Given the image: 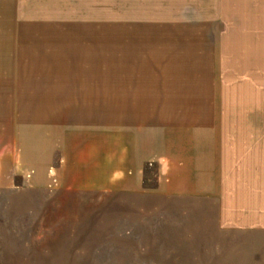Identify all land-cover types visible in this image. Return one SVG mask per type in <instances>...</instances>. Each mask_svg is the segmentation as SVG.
<instances>
[{
    "label": "rangeland",
    "instance_id": "374dc122",
    "mask_svg": "<svg viewBox=\"0 0 264 264\" xmlns=\"http://www.w3.org/2000/svg\"><path fill=\"white\" fill-rule=\"evenodd\" d=\"M133 91L200 95L232 198L62 184ZM0 264H264V0H0Z\"/></svg>",
    "mask_w": 264,
    "mask_h": 264
},
{
    "label": "crops",
    "instance_id": "0c3cea01",
    "mask_svg": "<svg viewBox=\"0 0 264 264\" xmlns=\"http://www.w3.org/2000/svg\"><path fill=\"white\" fill-rule=\"evenodd\" d=\"M171 32L173 37L165 42L167 49L174 47L176 32ZM157 33L165 34L163 30ZM180 34L183 35L180 32L176 34L178 38ZM184 34H187L184 36L187 37L188 44H196L195 36H200L199 31ZM199 39L198 42H201V37ZM132 40L130 37L131 42ZM159 42L163 43L162 40ZM130 45L131 49H142L140 46L136 48L131 43ZM197 94L182 92L180 97L166 91H133L128 102V116L116 117V128L112 131L89 130L83 137L87 139L84 145L77 141L76 145L70 146L68 137L64 138L62 149L66 163L61 168V176L65 181L62 184L98 191L131 186L139 193L145 192L142 187L143 177L146 165L151 162L158 173L156 193L176 197L195 196L216 194L217 187H220L223 194L232 198L233 185L229 181L234 170L241 168L239 165H225L226 175L217 177L218 154L214 140L210 134L211 138H208L206 131L195 128L205 125L210 129L211 122L209 118H205L203 125L201 120L199 124L193 122V119L202 114V107L197 101L200 95ZM214 104L212 102V106ZM72 107L71 105L70 109ZM204 113L208 114V110ZM221 147L220 155L224 160L220 162L231 163L233 157L239 158V151H233V146ZM244 152L247 158L249 152L244 150L241 154ZM253 154L251 152L250 156ZM219 178L223 180L218 182Z\"/></svg>",
    "mask_w": 264,
    "mask_h": 264
},
{
    "label": "built area",
    "instance_id": "2783aa9c",
    "mask_svg": "<svg viewBox=\"0 0 264 264\" xmlns=\"http://www.w3.org/2000/svg\"><path fill=\"white\" fill-rule=\"evenodd\" d=\"M155 170V167H154V164L153 163H148L147 165H146V168H145V173H148V172H154V170Z\"/></svg>",
    "mask_w": 264,
    "mask_h": 264
}]
</instances>
